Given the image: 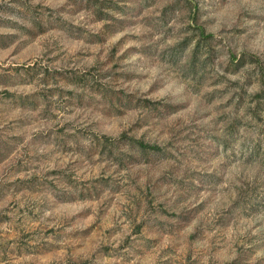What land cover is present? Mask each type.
<instances>
[{
	"label": "rangeland",
	"instance_id": "obj_1",
	"mask_svg": "<svg viewBox=\"0 0 264 264\" xmlns=\"http://www.w3.org/2000/svg\"><path fill=\"white\" fill-rule=\"evenodd\" d=\"M0 264H264V0H0Z\"/></svg>",
	"mask_w": 264,
	"mask_h": 264
}]
</instances>
